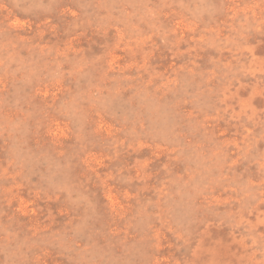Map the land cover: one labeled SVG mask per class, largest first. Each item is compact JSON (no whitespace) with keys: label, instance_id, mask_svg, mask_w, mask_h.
I'll return each mask as SVG.
<instances>
[{"label":"rangeland","instance_id":"rangeland-1","mask_svg":"<svg viewBox=\"0 0 264 264\" xmlns=\"http://www.w3.org/2000/svg\"><path fill=\"white\" fill-rule=\"evenodd\" d=\"M0 264H264V0H0Z\"/></svg>","mask_w":264,"mask_h":264}]
</instances>
